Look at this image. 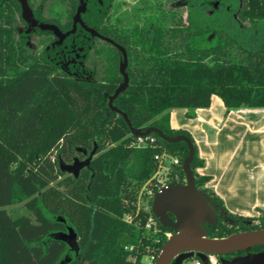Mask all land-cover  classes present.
Masks as SVG:
<instances>
[{"label": "trees", "instance_id": "16d2710c", "mask_svg": "<svg viewBox=\"0 0 264 264\" xmlns=\"http://www.w3.org/2000/svg\"><path fill=\"white\" fill-rule=\"evenodd\" d=\"M49 1H36V20L70 30L78 0H62L61 23L46 15L56 14L47 8ZM113 3L88 0L82 15L88 28L126 51L128 86L113 107L134 129L155 127L167 137L191 140L196 189L211 200L215 213L220 208L232 221L216 213V223L204 226L207 238L264 229V214L257 223L256 217L224 209L205 187L208 177L196 173L203 162L193 139L169 124L171 110L193 115L208 108L212 96L226 111L264 110V0L160 3L140 25H125L120 14L114 15ZM20 12L18 0H0V264H59L65 256L71 258L66 264H146L142 259L156 258L174 231L156 219L158 231H146L149 215L137 209V187L152 179L156 154L163 152L178 158L166 183L183 184L188 147L156 134L143 138L144 147L132 146L138 137L108 107L123 82L121 53L81 29L54 46L52 33L35 28L46 45L37 57L30 54L28 35L19 30ZM78 148L96 153L74 178L62 173L58 162L71 164L74 155L86 158ZM19 204L30 216L13 215L10 208ZM68 227L78 238L77 255L53 238ZM251 252L264 253V247Z\"/></svg>", "mask_w": 264, "mask_h": 264}, {"label": "water", "instance_id": "95a60500", "mask_svg": "<svg viewBox=\"0 0 264 264\" xmlns=\"http://www.w3.org/2000/svg\"><path fill=\"white\" fill-rule=\"evenodd\" d=\"M19 1L22 7V18L26 23H30L32 13L26 0ZM85 12V0H79V7L74 15L72 29L65 34H62L58 28L52 25L40 24L39 28L43 31L52 32L58 38L57 44H61L65 38L75 33L77 25H79L92 38L99 39L115 47L122 55L119 74L123 82L108 99L110 110L123 117L131 135L134 137L144 138L156 134L164 142L170 144L183 142L188 147V156L182 165L185 184L167 185L154 195L151 202L153 217L163 228L174 231V234L162 246L154 264H182L193 258H197L202 264H210L209 257L219 258L220 264H264L263 252H251L253 247H264V229L240 232L222 239H209L206 237L204 226L215 224L217 216L211 200L195 187L194 178L190 171V165L194 157V147L191 140L183 135L167 137L155 127H149L143 132L134 129L127 116L113 107V101L128 86L129 79L126 74L127 54L122 47L112 40L101 36L96 30L88 28L81 19ZM77 152L86 155V158L84 160L75 158L71 164H66L62 160L58 162L60 171L74 178H78L81 170L89 167L96 149H93L89 154L86 150L80 148L77 149ZM53 238L64 243L71 252L78 253V238L72 228L68 227L66 232L55 233ZM238 252H244V255L233 257L230 260L224 258V256ZM68 262L61 261L59 264Z\"/></svg>", "mask_w": 264, "mask_h": 264}, {"label": "crops", "instance_id": "0c3cea01", "mask_svg": "<svg viewBox=\"0 0 264 264\" xmlns=\"http://www.w3.org/2000/svg\"><path fill=\"white\" fill-rule=\"evenodd\" d=\"M189 113L171 110L169 124L193 139L203 162L196 172L208 177L205 187L232 215L264 214V110L226 111L222 101L212 96L208 108Z\"/></svg>", "mask_w": 264, "mask_h": 264}, {"label": "rangeland", "instance_id": "374dc122", "mask_svg": "<svg viewBox=\"0 0 264 264\" xmlns=\"http://www.w3.org/2000/svg\"><path fill=\"white\" fill-rule=\"evenodd\" d=\"M36 1L38 0H31V5H33ZM176 0H114L113 3V12L114 15L118 18V14H120L119 19L125 24V25H136V24H142L143 19L146 16L153 15L155 13V10L157 9V6L161 3L162 7H168L171 6L170 4ZM58 0H53L49 10H54L56 14H46L49 17H54L59 18L61 17L60 13H62L63 9H60V4H58ZM30 3V0H29ZM64 12V11H63ZM180 13L186 17V13L184 10L180 11ZM19 15V16H18ZM16 15L19 21V30L21 32H25L28 36L26 38V42L28 46H30V54H33L35 56H39L41 53V50L46 46L45 43L43 42L44 36H40L35 32L34 29L30 28V25H26L21 22L19 19L22 18V11L20 14ZM65 63V62H64ZM16 66H19L18 64ZM134 142V141H133ZM137 141H135L132 146L141 148L143 147V144H136ZM140 145V147H139ZM159 157V160H156L158 163V170L155 172L153 176L156 177V179H159L162 183H166V175L168 171H170L175 165L173 161L178 160L177 156H174L173 154L169 152H163V153H158L156 154ZM80 160H84L85 158L79 155H74ZM53 158V157H52ZM178 163V161H177ZM197 173V172H196ZM198 174V173H197ZM153 178V177H152ZM62 177L58 178V181H60ZM183 184L185 183V179L182 180ZM149 182V181H148ZM54 184V183H53ZM146 184H142L140 187H137V198H136V205L137 209L141 208L143 209L147 203V198L145 197V189H146ZM10 211L13 213V215L20 216V215H26L30 216V212L28 208L23 207L22 204L15 205L12 208H10ZM217 215L223 216L224 221L227 222H232L231 219L227 220V218L224 216L225 214L222 212L220 208H217ZM257 218V223L260 221L262 217V213L257 214L254 216ZM33 220V219H32ZM172 234L168 233L166 235L167 239L171 237ZM130 251L133 249L131 247H128ZM150 256L144 257L142 259V263H146L147 261L150 260ZM195 259V258H193ZM190 259L187 261V264H190V261L193 260ZM211 264H220L218 258H213Z\"/></svg>", "mask_w": 264, "mask_h": 264}, {"label": "built area", "instance_id": "2783aa9c", "mask_svg": "<svg viewBox=\"0 0 264 264\" xmlns=\"http://www.w3.org/2000/svg\"><path fill=\"white\" fill-rule=\"evenodd\" d=\"M136 144H143V147H144L145 141L143 140V138H138ZM155 160H159V157L156 156ZM173 163L177 164V161L174 160ZM167 185H168L167 183H162L159 179H156L155 176H153V178L146 184L145 197L147 198V203L143 209L139 208V210H142L145 213H148L149 215L145 223V229L148 232L156 233L158 231L156 220L151 214V202H152L154 195L157 192H159L162 188L166 187ZM213 258H216V257H209L210 264ZM154 261H155V258L151 257L150 260L146 262V264H154ZM182 264H187V261L183 262ZM190 264H202V263L200 262V260L195 258L190 261Z\"/></svg>", "mask_w": 264, "mask_h": 264}, {"label": "flooded vegetation", "instance_id": "af4514ba", "mask_svg": "<svg viewBox=\"0 0 264 264\" xmlns=\"http://www.w3.org/2000/svg\"><path fill=\"white\" fill-rule=\"evenodd\" d=\"M19 1V0H18ZM38 1H40V0H38ZM52 1L53 0H50L49 2H48V4H47V8L49 9L50 8V5H51V3H52ZM87 1L88 0H85V3H86V9H87ZM19 3H20V1H19ZM26 3H27V5H28V7H29V9H30V12L32 13V18L30 19V23H26L24 20H23V18H22V20L29 26L30 25V28H32V29H34L35 30V28H37V29H39V30H41L40 28H39V25L40 24H45V25H52V26H55L56 28H58L56 25H54V24H48V23H42V22H39L38 20H36V18H35V16H34V12H33V10L35 9V7L39 4V3H34L33 5H31V0H30V3L28 2V0H26ZM20 5H21V3H20ZM64 4L62 3V0H60V9L62 8L63 9V11H64ZM79 7V0H78V6H77V8ZM77 8H76V10H77ZM21 11H22V7H21ZM62 11V13H60V15H61V17H59V18H55L56 16H58V14H56V16H54V17H52V19L53 20H55V21H57V22H59V23H61V21L62 20H64L65 19V13ZM76 13V12H75ZM75 15V14H74ZM73 19H74V16L72 17V24H73ZM81 19H82V16H81ZM83 21V20H82ZM84 23V22H83ZM85 24V23H84ZM59 29V28H58ZM71 29H72V27H71ZM70 29V30H71ZM78 29H81V27L79 26V25H77V29H76V31L78 30ZM60 30V29H59ZM70 30H68V31H66V32H62L61 30H60V32L62 33V34H65V33H67V32H69ZM81 30H83V29H81ZM41 31H43V30H41ZM76 31H75V33H76ZM84 31V30H83ZM36 32V31H35ZM43 32H50V31H43ZM85 32V31H84ZM50 33H52V32H50ZM75 33H73V34H75ZM98 33V32H97ZM73 34H71V35H73ZM99 34V33H98ZM52 35H53V37L55 38V42H54V46H59V45H61L63 42H64V40L66 39H64L63 40V42L61 43V44H57V42H58V38H56V36L52 33ZM71 35H69L68 37H70ZM67 37V38H68ZM66 232V231H65ZM69 249V248H68ZM73 253V252H72ZM75 254V253H74ZM75 255H77V254H75ZM65 261H71V258H69L68 256H65L63 259H62V262H65ZM66 264V263H65Z\"/></svg>", "mask_w": 264, "mask_h": 264}]
</instances>
